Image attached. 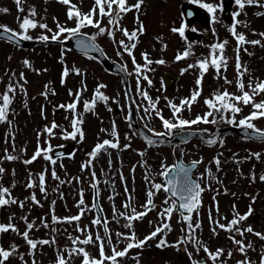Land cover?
Returning <instances> with one entry per match:
<instances>
[{
  "label": "snow or ice",
  "instance_id": "snow-or-ice-1",
  "mask_svg": "<svg viewBox=\"0 0 264 264\" xmlns=\"http://www.w3.org/2000/svg\"><path fill=\"white\" fill-rule=\"evenodd\" d=\"M16 10L18 13H26L23 16H17L18 30H14L11 27L0 24V39H6L9 43H15L16 46L20 45L22 41H38L42 43L48 42H59L64 44L68 40L75 39L76 47L90 60H96V56L90 55V53H98L99 56L107 59V56L104 50L96 43L97 37L107 36L116 46L117 51L116 55L123 59V56L126 54L134 66V73L128 72L127 64L120 66L119 71L127 73L128 75H133L137 77V93L142 98L143 102L140 105H137V111L141 108L145 113V119L150 120L153 116L159 119L164 131L156 132L152 128H148L147 124L145 127L147 131L152 134V137L157 138H167L172 137L177 129L183 132L185 129H192L196 125H213L218 126L220 124H227L237 129L243 131L242 139L246 140H260L264 142V129L257 126L256 121L264 120V99L257 101V97L264 96V80L253 78L249 79L245 83V77L250 76L248 67L241 61V51L248 55L252 53L248 52V48L245 45H251L252 47L260 46L264 47V32H260L258 35L260 39L248 40L246 35L243 32H238V26L243 25L247 27V23L238 19V17L244 12L246 7H258L264 8V2L262 0H233L237 11L232 13V23L228 26V32L235 40V81L228 79L226 73L228 71L229 61L225 54L226 46L229 41L224 40L221 42L214 43L210 45V51L208 56L198 59L195 63L188 64L187 68L182 69L183 72H187L191 69L198 70V76L195 80L196 87L192 90L189 97H185L179 101V104L173 102L172 100H167L166 107L170 110L171 119L165 118L162 114V110L158 108L159 98L153 99L148 91L142 90L140 88V80H146L151 86L152 81L147 75L143 73L149 70V65L153 61L149 58L147 52L141 53L144 64L141 65L137 63L136 57L134 55V50L137 48L139 43V37L145 34V26L140 21L139 14L142 6L145 3V0H135L134 3H129V0H93L92 6L88 12H82L80 7L73 3L72 0H57L61 5L66 6V18L68 21H73L75 23L74 27H66L61 24L55 18L56 30L53 31L52 28L44 21V17H38V12L35 6L25 9L24 4L26 0H13ZM48 0H45L47 3ZM190 3L196 4L199 8L204 9L209 13L211 21L216 22V13L217 11H223V0L220 4H213L203 2V0H189ZM9 12L8 8H0V13L7 14ZM130 12H134L135 23L138 27L129 31L127 28L121 26V21L123 18ZM189 16L192 15L191 12L188 13ZM257 16H264V12H257ZM105 19L107 20L104 24ZM41 29L42 34L33 37L30 35L31 30ZM92 28L96 31L88 35L82 32V29ZM188 25L182 23L180 27H172L171 32L178 34L181 38L186 40L185 32ZM196 31V29H191ZM119 32L124 37V39L117 40L116 33ZM45 33H50L45 34ZM215 34V33H214ZM254 35L256 33H253ZM63 38V39H62ZM160 40L161 38H157ZM163 48L166 49L167 45H163ZM192 44L188 43L187 48L178 52L175 56L176 61L185 60L191 55H193ZM67 51L71 49L63 48L61 50L60 63L64 64V55ZM11 60V57H8ZM157 64H164V60L155 61ZM23 66L25 69H30L36 71L39 75V70L32 68V64L28 59L23 60ZM212 69L215 72L214 79H222L225 87L215 90L208 98L203 100V104L206 107V111L202 115H196L194 119H186L183 117V112L185 110L191 111L194 104H196L202 94V81L206 73ZM43 71H47L44 69ZM7 75V73H5ZM74 74L76 76H84V73L81 69L73 66L71 69L67 65L63 67L61 73V84L63 85L66 79ZM28 83L24 72L19 73L18 79L16 78V73L12 72L9 76V81L5 85V89L0 93V124H8L12 126V121L9 120V114L12 110V105L18 93H22L24 96H27V90L25 85ZM235 84L236 92H230L228 87ZM107 85L100 83L96 86L92 97L89 100H83L82 96L85 91H87V85L81 80L80 88L75 92L71 89L68 91V96L71 97V102L62 103L54 107L53 111L63 109L65 112L71 113V116H65L66 120H69L71 131L67 129L62 130V138L65 140L76 141L79 137L80 141H83L85 133L82 130V125L84 123L83 115L77 111L78 105L83 103V112L84 113H93L96 114V107L98 103H103L107 108V111L112 112L113 109L109 107V101L112 100V103H115L119 106L118 99H112L106 95L102 89H105ZM49 94L56 95L54 89H50L49 84L44 85V90L41 92V96L45 99L48 98ZM125 99L130 100L131 104H136V101L133 100L130 96V89L124 93ZM251 108V111L242 116V118L237 119V116L241 115L244 107ZM24 107L27 108V101L24 102ZM123 111V108H121ZM41 115H44L43 106L41 107ZM132 111L131 107L129 108L128 116L125 117L126 120H131ZM61 126L58 125L55 121L51 122L50 125H45L42 132H37V147L33 152L32 156L28 159H24L22 162L24 165H32L35 161L42 158L47 162L48 165H51V179L57 181L58 183L52 189L53 193H56L60 200L65 199V193L61 191V187L68 184L71 185L73 182L76 184L82 183L81 177L76 176L71 179L65 180L61 179L58 175L55 166L57 165L58 159L62 157V154L56 153L55 157L53 156L54 149L50 143V139L55 136L56 130ZM131 128V123L129 124ZM101 132L107 133L111 138L103 139L102 141L95 144L92 150L87 153L88 159L81 163L80 171L88 172L89 179V188L91 189L93 196L90 206L86 203L84 189L80 188L78 191V199L76 200L75 207L77 208V213L71 216L58 217L55 214V205L56 200H52L49 206V212L51 214V222L49 223L46 217L39 218V224L35 220L29 221L27 214L21 215L19 220L23 221L25 228L23 231L17 226L16 220L17 217L13 214L8 217L7 223H0V235L13 233L16 236L20 237L24 243L27 245V255L31 257L30 264H38L36 260V254L38 251H41L45 246L52 247L55 249L54 264H72L76 258H80V264H122L124 258L129 257V253L133 249L143 250L144 247L148 244L149 241L160 237L159 242L156 247L158 249L165 248H174L179 251L180 247L183 246L186 255L188 256L191 264H204L203 260H193L192 252L188 251V245H191L193 248L199 252L201 249L206 254L208 260L211 261V264H228V261L231 260L235 252H238L242 259H237L235 264H256L248 256L249 251H254V245L251 240L246 241V236L251 234L260 241H264V233L256 232L251 226L242 227L243 222L247 221L248 218L252 215L253 209L249 206V209L246 213L240 214L236 211V206L233 205V217L228 220L227 217L214 218L212 216L211 210L209 211L208 219L210 224V231L213 236L219 234V231L229 233L228 239L235 246V252L232 249L225 250L224 248H216L215 251H211L209 247L199 239L197 232L201 229L202 225L199 220L200 208L202 206V194L206 190H212L211 181L215 180L217 184H220L221 181L215 177L212 173L211 168L205 169V175H202L199 179L193 177V170L203 164V159L192 160L189 165L183 164V162L175 163L173 165H167L162 163L161 170L158 173L160 177L163 178L162 183H156L154 179L151 178L149 172L146 170L144 173V181L147 187L146 190V200L143 204L140 205V209L134 205L135 197L132 195L131 191L127 185V178L123 175L122 172L119 173V179L121 184L124 185L123 194L125 200L122 203L123 211L117 209L114 201L117 196L120 195L118 192H111L107 199L112 201V219L109 220L107 216L104 215V209L100 204V184L101 181L97 177L95 171V161L101 155V153H108L111 156V153L108 152L109 149L117 151H125L131 148V137L127 134L124 139L129 141V143L124 144L123 146L120 143V137L117 132V126L115 120L111 123V130L101 128ZM217 133L219 128L216 129ZM198 132L201 134L202 142L208 147H213L219 145L221 148L224 146L223 138L211 134L209 137H204L202 134L208 133L209 129H199ZM137 133H133L136 135ZM197 135V132H189L188 136ZM41 136H47L49 139L44 141L46 147L41 146L39 143ZM143 139L146 142L148 147L156 146L158 143H163V140H154L147 135H143ZM15 137H12L13 143L11 144L12 153H16V147L14 143ZM5 143H8V140H5ZM182 143H188L187 138L182 139ZM21 152H24L25 149H21ZM9 152L7 147L4 148L3 154L0 155V164H3L4 161L12 162L19 159V154H12ZM140 157H144L145 152L140 151L138 153ZM74 154H69L68 158H72ZM221 152L219 155L214 156L210 161V164H214L216 171H221ZM235 156V154H234ZM244 160L261 161L262 154L260 152L249 151L248 155L243 158ZM234 163L240 164L242 161L234 159ZM140 167L147 169V162L141 161ZM60 168H64L63 163L60 164ZM108 168H112V160L108 161ZM136 170V165L132 166L131 171L134 173ZM239 170V169H238ZM6 169L3 166H0V179L6 173ZM103 169H101V174H103ZM49 169L45 167L42 171L38 173L28 172L27 181L25 183V190H34L38 189L39 193L43 195L44 199L48 198V187H47V175ZM15 175V170L12 172ZM249 179L252 182H255L257 177L253 172ZM200 180H205L206 183L204 186L201 185ZM259 181L264 182V175L259 176ZM105 184H109L111 188H115V183L110 180H105ZM16 187V183L13 181L11 187L4 186L0 184V209L16 206L21 211L26 207V204L29 202L35 207H43L41 201L37 198L36 191H31L30 195L26 196L23 200L18 199L13 196L12 189ZM134 191V189H133ZM217 195L219 194V190ZM165 193L166 196L162 201V206L157 212L158 221L154 226V230L151 231L143 239H139L134 230V223L137 221H142L149 213L157 209V205L154 203V197L158 193ZM225 194L227 191L225 189ZM233 196L235 193L232 194ZM253 202L255 198L253 197ZM214 203L216 202V196H213ZM31 211V209H29ZM217 214L219 213L218 204L216 207ZM94 213L90 220L89 225L81 226V221L86 214ZM177 213L179 219L177 223H182L184 227L180 229L182 235L178 240L169 244L166 236L172 231L171 220L173 214ZM196 214V219L194 221L193 214ZM221 219H224L226 223H221ZM123 220L125 223L121 225L124 229H127V233L116 231L115 232V243L113 232L110 229L111 223L120 224V221ZM149 224H152V221H149ZM57 225H74L73 231L78 235H73L72 233L67 234V240L70 242V245L64 247L58 246V241L56 239V233L60 231ZM49 229V238L46 239H33L31 233L33 231H39L40 228ZM95 229V232H93ZM103 234H101V230ZM67 232V229H64ZM237 236L240 238L237 239ZM123 244L122 248H119L118 245ZM87 246H93L98 249V257L93 256L88 250ZM19 245L16 243H11L7 248L0 245V264H9L11 258L16 257L21 262V264H29V260L25 259V254L19 252ZM110 249V254L109 250ZM131 259L135 264H140V255L137 253L135 256H131ZM258 264H264V250H261L259 253Z\"/></svg>",
  "mask_w": 264,
  "mask_h": 264
},
{
  "label": "rangeland",
  "instance_id": "rangeland-1",
  "mask_svg": "<svg viewBox=\"0 0 264 264\" xmlns=\"http://www.w3.org/2000/svg\"><path fill=\"white\" fill-rule=\"evenodd\" d=\"M189 0H168L164 1L162 6L160 4L157 5V2H154L153 10L150 14V19H147V15L140 11V15L144 18L142 22L144 26L148 24V27L145 28L147 32L139 41V52L140 49L147 52L149 58L153 61L151 65H149V70L146 72L149 79L152 81L151 86H149L148 82L145 80V83L140 82V88L142 90L148 91L149 95L153 98H159L158 108L162 110V114L167 119H171L170 110L166 107L167 98L168 100H172L173 102L179 104V101L185 97H189L192 88H194V78L196 80L198 76V70L191 69L187 72L182 73V69L187 68L188 64L195 63L198 59H202L208 56L210 51V45L221 42L224 40H228L229 43L226 46L225 54L229 61L228 71L224 73L227 75L228 79L235 81V40L228 32V24L222 19L221 11H217L216 13V22L213 23L209 21V24L206 26L198 25L195 29L198 34V39L190 42L187 37L184 42L178 34H174L171 32L172 27H180L182 23H184L181 7L183 2ZM73 3L77 4L80 7L82 12H88V7L92 4V0H72ZM163 2V1H161ZM203 2L220 4L221 0H203ZM264 2V0H262ZM157 5V6H156ZM35 6L38 12V19L40 17H44V21L48 24L53 31L56 30V24L53 18L58 20L61 24L66 27H74L75 23L73 21H68L66 18V6L61 5L57 2V0H48L45 3V0H26L24 7L27 11L30 7ZM0 8H8L9 12L7 14L0 13V24H5L11 27L14 30H18L17 16H23L26 13H18L16 10V6L13 0H0ZM237 11V7L235 4L233 5V12ZM257 12H264V8L258 7H246L244 12L238 17L239 20L246 22L247 27L243 25L238 26V32H243L248 40L259 39V33L264 32V16H257ZM135 20V16L133 17ZM107 20L104 21L106 24ZM122 23V21H121ZM122 26V25H121ZM138 27V26H137ZM136 28V27H135ZM95 32L92 28H85L82 31ZM133 30V29H131ZM215 33V34H214ZM253 33H256L255 35ZM42 30L37 28L35 30L30 31V35L34 38L41 35ZM49 34L50 33H45ZM121 33H116V39H122ZM186 36V32H185ZM161 38L158 40L157 38ZM63 39V38H62ZM97 39L103 43L104 46L112 51L111 54L118 57L116 55V51L114 49V45L112 41L107 36H99ZM188 43L192 44L191 51L193 55L188 57L185 60L176 61L175 56L178 52H182L187 48ZM167 45V48L164 49L163 45ZM11 45V46H10ZM116 47V46H115ZM248 48V52L252 53V55H248L241 51V61L245 64L250 72V76L245 77V83L249 79L258 78L264 80V47L256 46L252 47L251 45H245ZM61 50L58 47H43L38 46L30 49H20L13 47L12 44L7 42L0 41V93H2L5 89V85L9 81V76L12 72L16 73V78L18 79L19 73L24 72L25 77L28 83L25 85L27 90V96H24L22 93H18L14 103L12 105V110L9 114V120L12 121V126L10 127L8 124H0V155L3 154V150L5 147L9 149V152L12 153L11 144L13 143L12 137H15L14 143L16 147V153L19 154V159L16 161L8 162L4 161L3 166L7 171L2 179H0V184L4 186L11 187L13 181L16 183V187L12 189L13 196L17 197L20 200H23L26 196L30 195L31 191H36L37 198L43 204V207H35L30 202L26 204V207L23 211H21L16 206L6 207L1 209V223H7L8 217L10 215H15L17 217L16 223L21 231L24 230L25 225L23 221L19 220L21 215L27 214L29 217V221L35 220L37 224H39L40 217H46L51 222V214L49 212V206L52 200H56L55 205V214L58 217L71 216L77 213V208L75 207L76 200L78 199V191L80 188L84 189L85 200L86 203L90 206L92 202L93 195L91 189L89 188V173L80 171V165L82 162L88 159L87 153H89L96 143L102 141L103 139H110V136L101 132V128L111 130V123L113 120L116 122L117 132L120 137V143L123 146L126 144V140L124 139L127 134L130 137H133L131 133V129L127 125L129 120H126L125 117L128 116V108L126 99L124 96V87L122 81L119 77L111 75L104 71L98 62L86 58H82L76 54L71 52L65 53L64 55V64L60 63L61 58ZM139 56V54H138ZM11 57V60L8 59ZM140 58V56H139ZM137 58V63L144 62L143 58ZM28 59L32 68L35 70H39L40 74L38 75L36 71L25 69L23 66V60ZM127 65L129 66L130 72L134 73V66L132 62L126 58ZM164 60V64H157L155 61ZM67 65L69 69L73 66L79 68L84 73V78L76 79L74 83H69L66 79L65 83L61 84V79H59V71L63 70V67ZM143 65V64H141ZM47 69V71H43ZM171 70L178 74H180L181 78L178 82L179 89L178 91L172 93L165 90L161 85V74L166 71ZM91 73L90 77L86 76L85 73ZM7 73V75L5 74ZM144 75V73H143ZM132 82L134 83V97L136 98V105H140L143 102L142 98L138 95L136 87H137V77L135 74L130 75ZM215 72L210 69L208 73L205 74L202 82V94L206 97L211 95L210 92L215 91L217 89H222L224 87V82L222 79H214ZM88 77V78H87ZM94 78V82L89 78ZM71 79V78H70ZM87 80V81H84ZM81 80L87 85V91L83 93L82 101L89 100L92 97V94L96 88V86L100 83L107 85L105 89L102 91L108 95L112 99L119 100V106L115 103H112V100L109 101V107L113 109L112 112L107 111V108L103 103H101L99 108L96 110L98 116L102 114H106V117L109 119L110 125H106V122H101L99 120L93 121L91 116H86L83 112V104L81 102L78 105L77 111L83 115L84 123L81 126L82 130L85 133L83 141L77 140L75 141L78 144V149L74 154L73 158L66 161H58L55 166L58 175L61 179H71L72 177L79 176L81 177L82 183L76 184L73 182L71 185H64L61 187V191L65 193V199L60 200L56 193L52 192V189L58 183L51 179V165H48L46 161L42 158L35 161L32 165H24L23 160L28 159L32 156L35 151L38 141H37V132H42L45 125H50L51 122L55 121L61 127L56 130L55 136L50 139L51 145H56L59 143H66L69 140H65L62 138V130L67 129L71 131L69 120L65 119V116H71V113L65 112L63 109H59L57 111H53L54 107L58 106L62 103L71 102V97L68 96V91L71 89L75 92L78 88H80ZM212 81L213 83L207 88V82ZM80 85L77 87L76 85ZM89 83L92 85L89 87ZM49 84L50 89H54L56 95L49 94L48 98L45 99L41 96V92L44 90V85ZM196 87V85H195ZM228 87L229 91L236 92L235 84ZM195 89V88H194ZM27 101L28 107H24V102ZM43 106L44 115H41V107ZM203 101L198 102L197 105H193L192 110L189 112L185 110L183 112V117L186 119H194L196 115L200 113H204L206 110L202 107ZM120 107L123 108V111L120 110L119 114L115 113V108ZM248 113L251 111L250 106L243 108V113L237 117V119L242 118V116L247 115L245 111ZM140 119H143L144 123L147 124L148 128H152L156 132L164 131L160 121L155 116L152 119H145V113L142 108L139 110ZM99 118V117H98ZM258 127L264 129V120L255 122ZM196 125L193 126L192 129H197ZM210 126V129L213 128V125H204V127ZM185 129V130H192ZM210 132V131H209ZM131 139L132 145L134 144L135 148L143 149L145 153V157L147 160H141L147 162V169L140 167V156L137 155V152H130L128 150L125 151H117L109 149L108 152L111 153V156L108 153H101V155L95 161V171L97 173V177L100 179V201L103 209L105 210V216L108 217L109 220L112 219V201H109L107 197L111 192L120 193L119 196L116 197L114 203L118 210L123 211L122 203L125 200L123 194L124 185L121 184L119 179V173L122 172L123 175L127 178L126 182L128 188L131 192H133V196L135 197L134 205L138 210L140 209V205L144 203L143 198L146 193L147 187L144 181V173L147 170L152 179L156 183H162L163 178L158 175L161 170V164L173 165L175 163V159L179 156L180 151L184 152L185 161L203 159L202 168L198 171V176L201 177L205 175V169L211 168L212 173L215 177H217L221 183L217 184L215 180L211 181L212 190H206L202 194V205L207 213H205V217L208 219L209 211L211 210L212 216L214 218H222L227 217L229 220L230 216H233V205L236 206V211H240V207L243 210L247 208L248 204L254 205V211L261 212V219L259 225L255 226L257 232L264 231V200L261 201L260 197L264 196V193L261 195L258 193L260 188V182L256 179L255 182H252L249 177L251 173L248 175V169H246V162L243 158L246 157L249 151L252 152H261L264 153V144L252 143L248 140L242 141L238 137H234L233 135H228L225 137L224 146L221 148L220 146L215 149H204L201 148V144L197 140H191L188 143L183 144L182 146L177 147H166V146H157L153 147L151 150H146V146L139 138ZM8 140V143H5V140ZM47 136H41L39 143L41 146L46 147L44 144L45 140H48ZM241 141V142H239ZM133 148V147H132ZM131 148V149H132ZM21 149H25L24 152H21ZM223 153L221 156V162L228 163L231 162L235 166V170L229 169L225 172V174L219 173L213 169V164H210V161L214 156ZM235 154V156H234ZM112 160V168L109 170L108 161ZM234 159L241 160L240 164H236L233 162ZM264 160V159H263ZM63 163L64 168H60V164ZM136 165V170L133 173L131 171L132 166ZM244 167H240L243 166ZM45 167H48L49 172L47 175V187H48V198L44 199L43 195L39 193L38 189L34 190H25V183L27 181L28 172L38 173L42 171ZM153 168L154 171L151 169ZM13 169L15 170V175L12 174ZM101 169H103V174H101ZM227 169V168H226ZM239 169V170H238ZM225 170V169H223ZM258 171L264 175V164L258 165ZM110 180L115 183V188H111L109 184H105V180ZM201 185L204 186L206 181L200 180ZM134 189V191H133ZM227 191V194L223 193ZM222 192L221 196V209L220 213H216V203L213 201V196L211 192ZM135 193V194H134ZM235 193L233 196L232 194ZM166 194L161 192L154 197V203L157 205V209L151 213L147 217H145L142 221H137L134 223V230L139 239H143L147 236L153 229L155 224L158 221L157 212L159 208L162 206V201L164 200ZM216 199H217V195ZM251 196H256L257 198L253 202ZM146 200V199H145ZM235 203H233V201ZM241 205V206H240ZM31 209V211H29ZM263 214V215H262ZM94 213L86 214L85 217L81 221V226L89 225L90 220ZM252 216V215H251ZM179 219L178 214L174 213L173 218L171 220L172 231L167 234L166 239L169 244L175 243L178 238L182 235L180 229L184 227L182 223H177ZM196 219V214L194 213V221ZM199 220L201 221V213L199 215ZM203 220H206L203 218ZM149 221H152V224H149ZM206 222V221H205ZM125 221L121 220L120 224L111 223L110 229L113 232L114 243H115V232L121 231L127 233V229L121 227ZM221 223H226L224 219H221ZM258 224V223H256ZM202 227L198 230L197 235L199 239H201L211 251H215L216 248H224L226 251L232 249L235 252V246L229 241L228 234L226 232L222 233L220 231L218 235L213 236L210 231L209 222L204 224L202 221ZM60 229L58 233H56V239L58 241L59 247H64L66 245H70V242L67 240V234L72 233L73 235H78L73 231L74 225H57ZM67 229V232L64 229ZM48 230L40 228L39 231H33L30 235L33 239H46L48 238ZM101 234H103L102 229L100 230ZM50 232V230H49ZM95 232V229H93ZM160 237H157L156 240L153 239L148 242V244L144 247L143 250L133 249L129 253V257L123 259L122 264H135V262L131 259V256L140 255V264H179L177 260V252L173 251V248H165L158 249L156 247L159 242ZM239 239V238H237ZM229 241V242H228ZM249 241L246 239L245 242ZM155 242V243H154ZM11 243L18 244L19 252L25 254V259L29 260V264L31 261V257L27 255V245L24 241L16 236L13 233L0 235V245L5 246L7 248ZM254 251H249L248 256L251 260L258 264L259 261V253L261 250H264V241H260L259 239L253 241ZM119 248L123 247V244L118 245ZM182 247V246H181ZM188 249L192 252V259L197 260L198 253L195 252V248L191 245H188ZM51 251H55L54 248L45 246L41 251H38L36 254V260L38 264H54L55 252L51 253ZM87 250L93 255L98 257V249L93 246H87ZM202 250V249H201ZM110 254V249L108 250ZM182 251V250H180ZM179 251V252H180ZM203 251V250H202ZM183 252V251H182ZM238 252H235L234 257L229 260L228 264H235L237 259H242ZM9 264H21L18 258L13 257L10 259ZM72 264H80V258H76ZM184 264H191V262H185Z\"/></svg>",
  "mask_w": 264,
  "mask_h": 264
},
{
  "label": "water",
  "instance_id": "water-1",
  "mask_svg": "<svg viewBox=\"0 0 264 264\" xmlns=\"http://www.w3.org/2000/svg\"><path fill=\"white\" fill-rule=\"evenodd\" d=\"M231 2H232V0H225V10L223 12L224 13V16L228 20H230V21L232 19V16H231V13H230ZM189 12L192 13L191 16L188 15ZM184 13H185V16L187 17L188 23H191L195 18H200L204 22L207 21L206 12L203 9L199 8L198 6L191 5V4H185V6H184ZM189 35L191 37H194V34L191 31L189 32ZM20 45L23 46V47H27V46L31 45V43L30 42H27V41H22V42H20ZM64 45H71L73 49L79 50L76 47L75 39L66 41L64 43ZM94 54L98 56V58L103 62V64L105 65V67L110 68L107 59H105L104 57L99 56L98 53H94ZM119 68H120V66L118 64L114 63V64H112V68H110V69L113 70V71H119ZM121 73L123 74V76L125 78V74L123 72H121ZM163 79H164L165 85L167 87H171L172 84L174 83V81L177 79V77L174 74H172L170 72H167L164 75ZM237 130L243 135V131L241 129H237ZM202 135L204 137H209V136H206L205 134H202ZM217 136L220 137V133H218ZM192 137H199L201 139V134L199 132H197V135L188 136V133H183V134H176L172 138H157V137H155V138L151 137V138L154 139V140H163V142H167V143H173V142H175L177 140L182 141L183 138L190 139ZM257 141H260V140H257ZM71 147H73V145H68L67 147H56V148H54L53 155L54 154L56 155V153H60V154L65 153V152L68 153V152H70ZM179 162H181V161H178V163ZM195 170H193L192 175H193V173H194ZM193 177H194V175H193ZM194 178L197 179V177H194ZM201 260L204 261V264H211V261L208 260L207 258H202Z\"/></svg>",
  "mask_w": 264,
  "mask_h": 264
}]
</instances>
